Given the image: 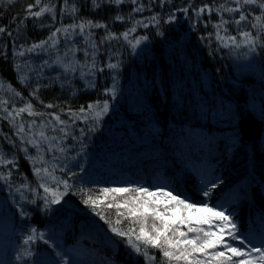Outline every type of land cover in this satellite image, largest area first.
Here are the masks:
<instances>
[{
    "label": "trees",
    "instance_id": "16d2710c",
    "mask_svg": "<svg viewBox=\"0 0 264 264\" xmlns=\"http://www.w3.org/2000/svg\"><path fill=\"white\" fill-rule=\"evenodd\" d=\"M42 3L55 9V19L48 13L29 17L26 9L34 0H0V27L7 30L0 34V153L12 161L0 165V173H11L7 181L0 179V223H10L0 231V264H146L110 231L117 210L98 209L108 219L105 223L83 203L80 190L96 198L102 188L155 191L163 186L197 205H221L233 214L242 235L262 236L264 47L225 48L216 39L214 25L223 18L228 23L220 35L242 41L245 31L258 34L249 21L264 15V9L241 7L235 0H125L119 5L111 0H68L67 7L65 0ZM140 5L144 11L135 12ZM222 5L239 7L248 20L237 25L240 12H218ZM205 6L212 11L197 16ZM153 15L158 25H137L129 37L134 41L146 36L142 49L131 48L122 38L105 39L109 33L120 36L137 20L148 23ZM86 21L106 27H86L84 35L76 29L67 39L61 32L55 47L49 41L43 49L28 51L57 28ZM260 35L264 42V33ZM20 51L25 55H18ZM109 63L118 68L109 69ZM104 101L109 111L96 122L95 131L88 130L92 120L73 124L69 119V110ZM28 103L45 115L16 116ZM54 115L71 125V135L59 145L66 147L63 154L48 151L47 144L37 149L27 142L39 139L41 126L50 137L62 136L48 126ZM20 123L27 135L18 132ZM41 156L44 164L39 163ZM53 166L55 176L72 187L60 204L46 206L41 197L50 200L51 195L39 185H56L42 179L43 173L37 177L35 168L53 171ZM211 182H219V187L205 197L203 190ZM58 190L63 192V185ZM234 194L238 197L232 198ZM127 225L124 220L118 227ZM32 228L44 240L26 246ZM149 251L162 258L156 250Z\"/></svg>",
    "mask_w": 264,
    "mask_h": 264
},
{
    "label": "snow or ice",
    "instance_id": "6c2138e0",
    "mask_svg": "<svg viewBox=\"0 0 264 264\" xmlns=\"http://www.w3.org/2000/svg\"><path fill=\"white\" fill-rule=\"evenodd\" d=\"M11 2V0H10ZM68 0H65V6L67 7ZM111 2L119 5L125 2V0H111ZM132 3L136 4L137 0H132ZM237 5L252 6L258 5L260 9H264V0H235ZM95 4V0H94ZM98 6V5H95ZM33 9H38L33 11ZM29 17L41 18L46 13L52 14V18L55 19V9L47 3H42V0H34V4H30L26 9ZM135 12H143L144 7L138 6L134 10ZM183 12L187 13L188 8H183ZM211 12L212 9L208 6L201 7L196 11V15L200 16L205 12ZM218 12L225 11L229 13L240 12L239 19L235 21L239 25L243 21H247L248 17L240 11V8H227L223 5ZM71 12L75 13L76 8L72 7ZM174 15L169 17V21L173 20ZM117 20H122L123 17L117 16ZM255 22L249 21L251 27L258 30V34L254 35L252 32L245 31L242 33L243 40L238 41L236 36H222L220 30L224 28V25L228 21L221 18L220 23L214 25L216 28V39L221 42L223 47H234L239 49L242 46H246L249 51H255L256 47H264L262 37L260 33H264V15H258L254 18ZM149 24H159V18L156 15L151 17L148 23L142 20H137L135 25L124 31L120 36L109 33L106 40H119L126 41L131 48L135 49L140 45L141 41L146 40V36H141L134 41L130 39V34L136 31L137 25H143L148 27ZM101 28L106 27L102 24H93L90 21L81 22L79 24H71L66 28H57L46 41L40 44H34L29 52L36 49H43L46 44L51 41V47H55L58 43L57 34L63 32L65 38L77 34L76 29H79V35L85 34V28ZM226 31V29H224ZM7 30L4 27H0V34L5 33ZM9 36L11 32L7 33ZM90 36L91 33L89 32ZM96 48L95 44L91 45ZM20 56H24L25 52L20 51L17 53ZM87 55V52H85ZM95 68V64L92 65ZM109 69H117L118 64L109 63L107 65ZM66 70H70L67 69ZM103 69H101L102 71ZM3 87L0 82V88ZM35 94V93H34ZM18 95V94H17ZM114 97V90L112 91ZM48 108L55 107L52 104L46 105ZM7 112V109H4ZM109 111V104L107 101L103 103L97 102L95 104H89L87 108L81 106L78 112L69 110V119L75 123L76 120H81L85 124L89 120L93 121V124L89 127V131H95L96 122H98ZM22 113H27L29 116H43L44 113H38L34 110L33 105L28 103L25 107L19 108L15 115L20 116ZM11 116V113H9ZM51 115V114H49ZM14 120L15 117H12ZM35 124V121H33ZM51 131L56 133L59 131L62 136L52 135L51 137L46 133L45 126H41L38 133L39 139L32 138L28 140L33 147L40 149L42 144H47L48 151H58L63 154L66 147H60L64 144L66 137L71 135V125L68 120L62 119L61 115H54L52 120L48 121ZM19 133H25V127L23 123L16 125ZM81 136L85 134V129H80ZM73 139H78L73 136ZM53 142H58L54 146ZM27 151V149H25ZM59 159V157H57ZM12 161L7 160L2 153H0V165L11 164ZM37 163V161H33ZM39 163L44 164V157L39 158ZM37 177L42 179L47 178L53 184L56 185V189L48 186L47 183H41L39 187L43 188L44 193L50 194L51 199L48 196L41 197L45 201V205L60 204L62 197L68 194L71 189V185L67 179L57 178L53 171H49L47 167L35 168ZM11 173L5 176L0 173V179L8 180ZM63 185V192L59 191V186ZM219 187V182H211L210 187L206 186L203 190V196L209 197L212 190ZM19 192L20 189H17ZM100 195L93 198L84 190H80V194L85 197L83 203L90 206L97 216H100L105 223H108V219L104 215L101 206L107 209H116L117 219L115 220L116 226H111L110 231L116 236L125 240L126 244L137 254L143 257L146 264H264V240L259 245L253 243V241L241 234L238 229V225L233 218V214L228 213L226 209L219 204L209 205L207 202H203L201 205H197L194 202H189L188 199L181 198L179 194H174L172 190H166L163 186L157 187L155 191H150L147 187H114V188H102L99 189ZM120 198V199H118ZM110 201V202H109ZM34 202V201H33ZM123 210V211H121ZM124 220L128 221L127 227L121 228ZM37 239L44 240V235L39 233L36 228L31 229V234L24 240V244L30 245ZM48 241L45 240V243ZM150 249L156 250L161 259H157V256L150 253ZM26 255H31L30 251L26 252ZM21 257H17L20 259ZM67 264V262H65Z\"/></svg>",
    "mask_w": 264,
    "mask_h": 264
},
{
    "label": "rangeland",
    "instance_id": "374dc122",
    "mask_svg": "<svg viewBox=\"0 0 264 264\" xmlns=\"http://www.w3.org/2000/svg\"><path fill=\"white\" fill-rule=\"evenodd\" d=\"M136 48H137V49H142V48H143V44L140 43V45L137 46ZM233 196H235V197H232V198H236V197H238L236 194H234ZM240 198H241V197H240ZM9 227H10V223H0V231L7 230V229H9ZM251 240H252L253 243H255L256 245H259L260 242H261L262 240H264V234H263L262 236H260L259 238H256V237L251 238ZM0 262H1V259H0Z\"/></svg>",
    "mask_w": 264,
    "mask_h": 264
}]
</instances>
